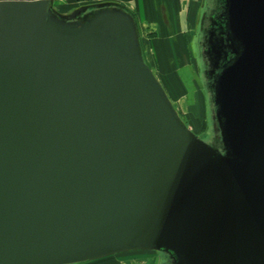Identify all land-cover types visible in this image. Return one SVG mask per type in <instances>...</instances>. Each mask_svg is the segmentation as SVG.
Instances as JSON below:
<instances>
[{"label": "water", "instance_id": "water-1", "mask_svg": "<svg viewBox=\"0 0 264 264\" xmlns=\"http://www.w3.org/2000/svg\"><path fill=\"white\" fill-rule=\"evenodd\" d=\"M87 10L0 1V264H264V0H225L213 24L218 147L180 118L133 15Z\"/></svg>", "mask_w": 264, "mask_h": 264}, {"label": "rangeland", "instance_id": "rangeland-1", "mask_svg": "<svg viewBox=\"0 0 264 264\" xmlns=\"http://www.w3.org/2000/svg\"><path fill=\"white\" fill-rule=\"evenodd\" d=\"M166 2L171 6L174 2L191 7L187 19L167 21V14L161 13ZM51 3L55 11L67 16L82 7L93 11L96 6L105 4L127 9L136 21L145 62L184 124L201 139L213 137L208 133L213 113L199 77L193 40L204 11L203 0H51ZM80 264H167V257L154 251H132Z\"/></svg>", "mask_w": 264, "mask_h": 264}, {"label": "flooded vegetation", "instance_id": "flooded-vegetation-1", "mask_svg": "<svg viewBox=\"0 0 264 264\" xmlns=\"http://www.w3.org/2000/svg\"><path fill=\"white\" fill-rule=\"evenodd\" d=\"M1 1V0H0ZM204 11L201 12L200 20L197 25V29L194 35V50H196L197 55V65L199 68V77L202 79V83L205 86L206 98L209 102L211 112L213 113V121L209 126L208 133H212V138L208 137L203 138V140L214 147H218L221 144L220 133L217 130V124L215 120V105L213 103V83H214V74L212 71V63L216 61V55L213 51V46L219 44L221 33L223 29H219L220 25L214 26V22L217 21L218 17L222 12V7L225 5V0H203ZM93 11L87 10L85 13L80 15L82 20L83 15H91ZM198 16V17H199ZM216 29V33L210 40V34L212 29ZM226 59L225 55H222L221 62H219V67L221 63ZM167 257V264H173L172 259L165 253L159 252Z\"/></svg>", "mask_w": 264, "mask_h": 264}, {"label": "crops", "instance_id": "crops-1", "mask_svg": "<svg viewBox=\"0 0 264 264\" xmlns=\"http://www.w3.org/2000/svg\"><path fill=\"white\" fill-rule=\"evenodd\" d=\"M170 4H171L170 2H168V3L166 2L165 5H164L166 7L161 11L162 14L163 13H166L167 14V21L168 20L175 21V22L185 21L187 19V17H188L187 16L188 15V11H189V9L191 7L187 6L185 8V5H183V4L182 5L181 4L179 5L178 3H174V2H173V5L172 6ZM157 11L159 13L160 10L157 8ZM192 11H193V8H192ZM195 15H196V13H195ZM197 15H198V13H197ZM163 21H164V19H163Z\"/></svg>", "mask_w": 264, "mask_h": 264}, {"label": "bare ground", "instance_id": "bare-ground-1", "mask_svg": "<svg viewBox=\"0 0 264 264\" xmlns=\"http://www.w3.org/2000/svg\"><path fill=\"white\" fill-rule=\"evenodd\" d=\"M167 94V93H166Z\"/></svg>", "mask_w": 264, "mask_h": 264}]
</instances>
